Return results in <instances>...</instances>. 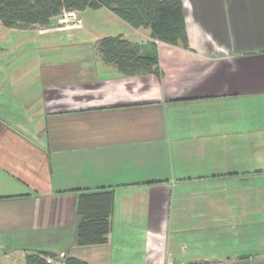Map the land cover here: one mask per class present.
<instances>
[{"label": "crops", "instance_id": "1", "mask_svg": "<svg viewBox=\"0 0 264 264\" xmlns=\"http://www.w3.org/2000/svg\"><path fill=\"white\" fill-rule=\"evenodd\" d=\"M182 4L189 46L155 42L160 76L104 63V37L153 41L107 8L0 22V264H264V0ZM92 194L109 230L82 246L79 207L111 197Z\"/></svg>", "mask_w": 264, "mask_h": 264}, {"label": "trees", "instance_id": "2", "mask_svg": "<svg viewBox=\"0 0 264 264\" xmlns=\"http://www.w3.org/2000/svg\"><path fill=\"white\" fill-rule=\"evenodd\" d=\"M107 8L134 29H149L152 42L133 44L122 37H104L97 47L104 63L113 65L126 76L154 74L160 76L156 41L188 48L182 0H0V22L7 29L27 30L48 28L54 19L65 13ZM106 211L100 215L88 214L79 207L84 222L78 231L79 244H104L109 230L112 194H92L87 197L100 203L105 197ZM54 254L33 253L26 256V264H50L47 258ZM66 264H84L69 258Z\"/></svg>", "mask_w": 264, "mask_h": 264}, {"label": "built area", "instance_id": "3", "mask_svg": "<svg viewBox=\"0 0 264 264\" xmlns=\"http://www.w3.org/2000/svg\"><path fill=\"white\" fill-rule=\"evenodd\" d=\"M81 27L82 21L78 16L77 12L65 13L63 18L59 22V27ZM48 263H52L49 259H47Z\"/></svg>", "mask_w": 264, "mask_h": 264}, {"label": "rangeland", "instance_id": "4", "mask_svg": "<svg viewBox=\"0 0 264 264\" xmlns=\"http://www.w3.org/2000/svg\"><path fill=\"white\" fill-rule=\"evenodd\" d=\"M69 258L76 259L70 255H66V256L52 255V256L48 257L47 259H49L52 262L51 264H66V260Z\"/></svg>", "mask_w": 264, "mask_h": 264}]
</instances>
